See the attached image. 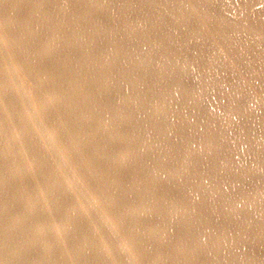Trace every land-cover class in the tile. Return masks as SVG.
<instances>
[{"label": "bare ground", "instance_id": "1", "mask_svg": "<svg viewBox=\"0 0 264 264\" xmlns=\"http://www.w3.org/2000/svg\"><path fill=\"white\" fill-rule=\"evenodd\" d=\"M50 6L32 10L38 23L29 17L25 26L0 10V264H264V0ZM42 41L56 56L51 74L27 60L45 55ZM55 41L67 46L55 51ZM192 43L203 64L190 78L177 67L194 63ZM169 77L173 86L161 81ZM126 99H135L131 108ZM84 136L89 154L75 143ZM149 210L161 216L164 243L144 238L158 233L159 223L136 219Z\"/></svg>", "mask_w": 264, "mask_h": 264}, {"label": "rangeland", "instance_id": "2", "mask_svg": "<svg viewBox=\"0 0 264 264\" xmlns=\"http://www.w3.org/2000/svg\"><path fill=\"white\" fill-rule=\"evenodd\" d=\"M11 0H0V3L2 4L1 6V8H0V10L4 13V15H6V19L8 20V21H10L11 23H15L16 21L17 22H19V23H21V24H23L24 26L26 25V23H25V20L27 19V18H29L30 17V19L29 20H33L34 22H37V20H36V17L33 15L34 13L33 12H31L32 10H34V9H39L40 11H42V9H46L48 6L49 7H51L50 5L52 4V3H54L55 2V0H25L24 2L23 1H21V0H13V6H12V3L10 2ZM213 1V0H212ZM10 2V3H9ZM11 6H12V8H13V10L14 11H18L19 12V18L18 17H13L12 16V9H11ZM62 12V11H61ZM121 13L122 14H124L123 13V11H121ZM121 14V16H120V22H121V24H120V26H127L128 25V23L127 22H125L126 20H125V18H124V16ZM230 15V18L232 17H239V13L238 14H233V13H230L229 14ZM228 17V16H227ZM21 18V19H20ZM231 18V19H232ZM44 19V18H43ZM122 19H124V21L122 20ZM2 20L4 21V17L2 18ZM235 20V19H234ZM235 21H238V19H236ZM38 23V22H37ZM208 24H210V23H208ZM54 25V27L56 28V32L59 34L60 33V30H59V27H58V25H59V21L57 20V24H53ZM11 27H12V25H11ZM55 28H51V29H49V31H50V33L53 35L54 34V32H53V30H55ZM58 29V30H57ZM11 30V29H10ZM143 33V32H142ZM148 33H146L145 34V32H144V35H143V37H145L146 35H147ZM200 35V34H199ZM243 35H245L244 34V32H243ZM193 40H197V38H195V37H193L192 38ZM27 40V39H26ZM150 41V40H149ZM149 41H147V42H145V41H143L144 42V44L147 46L148 44H150L149 43ZM26 42V41H25ZM142 42V41H141ZM143 42L142 43H140V44H143ZM154 41L152 40L151 41V43H153ZM191 42H195V41H191ZM252 42V41H251ZM238 43V42H237ZM24 45L26 44V43H23ZM40 46H41V48H42V50H43V53H45V55L43 56V54H36L34 57H27V60H28V62H32L34 65H36L37 67H39L40 69H42V68H44L45 66H50L51 65V70L49 71L50 72V74H51V72H52V69L54 68L53 67V64L54 63H52L53 61H54V59L56 58V56L54 55V51H53V49H51V46H50V43H47V42H45V41H42V42H39L38 43ZM55 45H57V47H55L54 48V50L55 51H61L62 49H64L67 45H65V43L63 44V42H62V44H60V43H58L57 41H55L54 43L52 42V46H55ZM240 45V44H239ZM245 45H247V44H245ZM15 45H13V47H12V49H14V48H16V47H14ZM142 46V45H141ZM241 46V45H240ZM196 47H198V45H196V44H194V43H192V45L188 48V51H189V53H190V56L188 55V53H186V54H182V52H183V50H181L180 48H178V49H176V52L177 53H180L181 55H183V56H185V57H188L189 56V58H193L194 59V63H192V64H189V63H184L183 61L182 62H180V64L178 65V67H177V71H178V74L179 75H183L184 74V72H187V71H189V72H191L192 73V75L190 76V78H193L194 77V74L193 73H196V71H195V65L196 66H198V65H200V66H202V64H203V60H202V55L198 58V61L199 62H201V64L200 63H198V62H195V59H196V56H198V54L195 52V50L197 51V52H199V50L198 49H193V48H196ZM40 48V49H41ZM51 49V50H50ZM161 50V51H160ZM66 51H70V50H66ZM144 51H146V50H144ZM164 51V49H162L161 47L159 48V52H163ZM146 53H149V50L147 49V52ZM161 54H163V53H161ZM48 55V57H49V60H47V63L46 62H44L45 60V56H47ZM160 55V54H159ZM208 56H210V54H207ZM54 57V59L52 60V58ZM180 59V58H179ZM203 59H205V58H203ZM9 61H10V59H8ZM40 62H44V66H42L41 64H40ZM50 64H49V63ZM63 63H64V61H63ZM156 63L157 62H155L151 67V69L152 70H156L157 69V67L159 66V64L158 65H156ZM55 65V64H54ZM131 66V65H130ZM13 72H15V70L13 69ZM119 72V69L117 70V73ZM55 74V73H54ZM184 77H185V75H183ZM3 78V76H0V79H2ZM189 78V79H190ZM54 79V77L52 76V75H50V76H48L47 77V79L45 80V83L48 81V83L51 85L52 83H53V80ZM169 80L167 81V80H165V78H164V80H161V81H163V82H168L169 84L171 83V80L170 79H172L171 77H169L168 78ZM188 79V85H194L195 87L198 85L197 84V81L196 80H189ZM53 80V81H52ZM151 80V79H150ZM52 81V82H51ZM130 81H133V80H130ZM51 82V83H50ZM150 82V81H149ZM157 82V81H156ZM156 84V83H155ZM152 85V84H151ZM171 86H173L174 85V82H172L171 84H170ZM45 87V85H43L41 88H44ZM190 87H192L193 88V86H190ZM11 91H9L8 93H10ZM30 94L32 95V96H34L33 94H32V92H28V91H25V96H26V98L27 99H29L30 98ZM14 97V96H13ZM116 99V98H115ZM119 98H117L116 100H118ZM132 100H135V99H126V103L127 104H129V105H127L129 108H131L132 106L131 105H133L132 103H133V101ZM184 100H189V98L188 97H184ZM133 107H135V106H133ZM137 108V107H136ZM16 109H18L20 112L22 111V107L21 106H19L18 105V108H16ZM253 114V113H252ZM248 117H251V118H253L252 117V115H251V113H249V116H247V118ZM23 118L25 119V116H23ZM246 118V119H247ZM95 123L91 120L88 124H86V127H88V126H92V127H95ZM258 125H261V124H258ZM236 127V126H235ZM170 133V132H169ZM168 133V134H169ZM251 134V132H248L247 131V136H249ZM96 135V137L98 138V136H99V133L97 134H95L94 133V136ZM102 135H103V132H102ZM246 136V137H247ZM228 137L233 141V137H234V135L232 134V133H228ZM1 139V138H0ZM230 139H228V140H230ZM237 139V138H236ZM235 140V139H234ZM1 141V140H0ZM86 141V138H85V136L84 137H81L78 141H75V143H77L78 144V146H80V147H82L83 148V151H84V153H85V151H86V153L85 154H89V151H88V147L87 146H85V145H83V143ZM97 141H98V139H97ZM164 140H162L161 142H163ZM168 141V140H167ZM261 142V141H260ZM47 143L48 144H50V145H53V144H56V142L54 141V139L53 138H51V139H48L47 140ZM124 143V142H123ZM120 145H122V143L120 144ZM255 145V144H254ZM254 145L252 146L250 143L249 144H247L245 147V152H244V155L245 156H249L252 152H254L255 151V148H256V146H255V148H253L254 147ZM2 146L3 145H1L0 146V153H2L4 150H6V149H4L3 150V148H2ZM46 146H48V145H46ZM253 148V149H252ZM79 153L81 154L82 153V151H79ZM77 157H78V155H76ZM62 158H63V160H64V163L66 164V166H67V168H68V170L71 172V174L73 175V177L74 178H72V181L73 182H78L83 188H84V190L87 192V194L89 195V197L91 198V201H92V203L97 207V209H98V211L100 212V214L101 215H103L104 217H105V220H106V222H107V225L108 226H110L118 235H120V232H119V230L117 229V227L112 223V222H115L114 221V217L111 215V214H108L107 213V211L102 207V205L100 204V202L96 199V197L94 196L95 195V192H94V190H93V188L91 187V185L88 183V182H86V180H85V178L80 174V172H77L76 171V169L69 163V162H71V161H69L68 159H67V157L66 156H62ZM172 160V162L171 163H174L175 165L176 164H178V160L176 161V160H174L173 158L171 159ZM168 165L170 166V164L168 163ZM51 169V167H50V165H49V170ZM42 170H45V168H44V166H42L41 167V171ZM24 173H26L25 171H24ZM217 174V172H214L213 174H212V176L210 177L211 179H209V182H212L213 181V179H214V176ZM3 175L5 176V177H8V178H11V177H9V176H6L5 175V173H3ZM14 175L17 177V178H19L22 174L21 173H14ZM130 177V176H129ZM173 178H175L174 176H172ZM46 178H51L50 176H47ZM166 178H168V177H166ZM177 178V177H176ZM197 178H203V175H198V177ZM160 179H164V178H157V180H160ZM163 182H165V180H163ZM133 193H135V194H137V192L135 191V192H130V193H128L129 194V196H130V198H131V200L133 199ZM199 196H203V195H199ZM154 210V209H153ZM153 210H149L148 212H146V213H144V214H139L138 216H137V221L140 223V222H145V223H147V225L148 224H150V223H159V226L156 228V229H158V233H157V235H152V233H148V234H145L146 236H144V238H146V241H156V242H159V243H164L162 240H161V238L159 237V231L160 230H162V225H161V216L160 215H158L159 216V219H158V217L155 215V212L156 211H153ZM230 216H233L232 214H230ZM148 217V218H147ZM152 228H154V225H150ZM156 227V226H155ZM54 234V233H53ZM52 235V234H51ZM49 236H50V234H49ZM57 242H59V241H57ZM59 244H61V242L59 243ZM59 244L57 243V244H55V246L57 247V245H58V247L57 248H59ZM61 246V245H60ZM96 255H99V254H97L96 253ZM253 261L254 260H252V259H250V258H248V260H247V264H253ZM255 262V261H254ZM136 264H137V262H136Z\"/></svg>", "mask_w": 264, "mask_h": 264}]
</instances>
